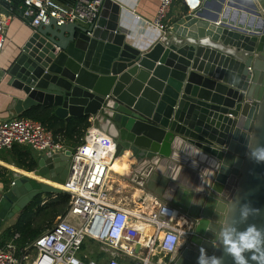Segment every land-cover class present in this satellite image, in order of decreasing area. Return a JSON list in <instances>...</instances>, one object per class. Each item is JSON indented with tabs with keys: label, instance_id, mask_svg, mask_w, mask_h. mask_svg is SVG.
<instances>
[{
	"label": "water",
	"instance_id": "obj_1",
	"mask_svg": "<svg viewBox=\"0 0 264 264\" xmlns=\"http://www.w3.org/2000/svg\"><path fill=\"white\" fill-rule=\"evenodd\" d=\"M245 1L220 0L210 11L214 0H203L143 52L120 33L119 4L103 0L88 26L51 19L33 28L8 69L26 95L16 99L18 113L44 103L67 120L95 116L117 147L115 160L128 150V167L137 155L146 159L156 170L147 188L198 218L172 264H196L201 248L232 264L212 242L237 222L239 204L259 209L250 222L264 228V163L248 157L249 143L264 145V0ZM71 153L43 154L33 174L64 184ZM13 177L0 199V223L37 195L62 190Z\"/></svg>",
	"mask_w": 264,
	"mask_h": 264
},
{
	"label": "built area",
	"instance_id": "obj_2",
	"mask_svg": "<svg viewBox=\"0 0 264 264\" xmlns=\"http://www.w3.org/2000/svg\"><path fill=\"white\" fill-rule=\"evenodd\" d=\"M158 1L153 24L166 33L169 13L178 0ZM6 2V8L13 12L10 0ZM102 2L76 0L64 4L59 0H24L19 9L33 28L51 19L58 25L72 22L90 25L98 20ZM182 2L189 14L203 5V0ZM5 30L6 19L0 13V57ZM14 144L53 154L72 151L69 175L62 184L70 202L63 217L58 216L56 222L25 245H17L15 241L20 234L16 233L0 248V264H153L158 254L171 257L169 264H172L174 256L195 232L198 218L189 217V226L183 225L180 220L186 215L182 210L155 196H143L148 209L115 198L109 175L117 147L97 124L89 126L83 142L72 149L56 140L40 121L23 116L0 119V149ZM94 243L105 254L100 259L89 253Z\"/></svg>",
	"mask_w": 264,
	"mask_h": 264
},
{
	"label": "crops",
	"instance_id": "obj_3",
	"mask_svg": "<svg viewBox=\"0 0 264 264\" xmlns=\"http://www.w3.org/2000/svg\"><path fill=\"white\" fill-rule=\"evenodd\" d=\"M120 6L118 29L120 33L125 36V41L132 47L139 49L143 52L150 50L160 39L165 35L161 32L154 24L153 21L156 17L159 1L158 0H114ZM220 0H214L213 7L209 10L213 11ZM236 3L241 6H247L245 0H236ZM20 6V5H19ZM1 14L6 19V30H5V43L3 46V51L0 57V119L12 118L17 116H23L27 112H34L37 108L49 107L56 111V106L52 104L36 103L30 105L28 108L21 112H17L15 106L17 105V98L26 97V95L19 89L13 86L11 83V77L8 74V69L19 53L20 47L25 43L29 35L33 32V27L30 25L29 21L23 18L20 9L9 11L6 6L1 5ZM101 11V9H100ZM185 14H189L182 0L176 1L171 8L169 17L167 20V25L169 31L173 25ZM100 16V15H99ZM238 17V14H236ZM82 26H88L83 22H78ZM256 23V20L254 21ZM167 33V32H166ZM56 113V112H55ZM91 125H100V122L95 118V116L89 115ZM26 148L32 151L33 155L36 157L37 162L39 157L45 152H38L31 148L29 145H24ZM132 151L128 150L126 157L131 155ZM142 158V157H141ZM138 155L132 160L133 167L122 168L121 172H115L114 175L111 171L109 175V183L113 188V195L115 198L121 193L123 198L122 201L127 200V198H143L146 194L155 196L162 200L156 195L154 191L147 188V184L150 181L152 171L151 166H144L146 161L142 160ZM2 163V164H1ZM12 166V167H10ZM152 169V168H151ZM163 169H167L166 166ZM151 171V172H150ZM156 170L153 171V173ZM167 171V170H166ZM23 172V173H22ZM14 173H19L23 176L36 178L32 171H27L17 165V156L12 154L11 148L0 149V199L2 195L12 187L14 182ZM179 175L180 172L178 168L173 169V174ZM149 174V175H148ZM113 175L116 177L114 178ZM117 175H119L117 177ZM39 177V176H38ZM125 178H128L124 181ZM160 179V177H159ZM38 181H42L37 179ZM51 181V180H50ZM55 182V181H53ZM154 187L158 188L160 186V181H154ZM182 187L181 183H176V186ZM127 192L123 194V191ZM173 190V189H172ZM176 189H174L175 191ZM117 194V195H116ZM127 197V198H126ZM164 201V200H162ZM126 202V201H125ZM135 202V201H132ZM166 202V201H165ZM128 203V202H127ZM135 206H145L140 204ZM95 245V244H94Z\"/></svg>",
	"mask_w": 264,
	"mask_h": 264
},
{
	"label": "trees",
	"instance_id": "obj_4",
	"mask_svg": "<svg viewBox=\"0 0 264 264\" xmlns=\"http://www.w3.org/2000/svg\"><path fill=\"white\" fill-rule=\"evenodd\" d=\"M64 4H72L76 0H59ZM24 0H10L14 10L19 9ZM1 5H7L6 0H0ZM24 117L40 121L50 129L56 140L63 142L69 148L75 149L84 139L86 129L91 126L89 115L73 116L66 119L58 116L55 111L49 107L37 108L36 111L27 112ZM12 154L17 156V165L27 171H34L37 166V159L32 151L21 144H14ZM51 194V193H47ZM56 197L41 205V195H37L26 205L19 213L17 220L6 229L4 239L0 240V248L4 247L16 233L20 237L15 241L17 245L23 246L33 240L47 227L43 226L45 219L52 221L55 217L64 215L68 209L70 195L66 191L55 192ZM52 225V224H51ZM50 225V226H51ZM49 228V227H48ZM105 254L103 252L93 253L92 257L100 259Z\"/></svg>",
	"mask_w": 264,
	"mask_h": 264
},
{
	"label": "clouds",
	"instance_id": "obj_5",
	"mask_svg": "<svg viewBox=\"0 0 264 264\" xmlns=\"http://www.w3.org/2000/svg\"><path fill=\"white\" fill-rule=\"evenodd\" d=\"M248 157L254 163H264V145L249 143ZM239 208L237 222L223 225L220 232L214 234L213 247L230 256L232 264H250V260L264 264V228L250 222V218L259 214V209L248 203L239 204ZM196 264H224V260L223 256H209L206 249L201 248Z\"/></svg>",
	"mask_w": 264,
	"mask_h": 264
},
{
	"label": "rangeland",
	"instance_id": "obj_6",
	"mask_svg": "<svg viewBox=\"0 0 264 264\" xmlns=\"http://www.w3.org/2000/svg\"><path fill=\"white\" fill-rule=\"evenodd\" d=\"M114 175L116 174L115 171L112 172ZM113 175L114 178H116ZM119 175H117L118 177ZM128 178H125L124 181H126ZM123 191V194H125L127 191L126 190H121ZM117 195V194H116ZM56 197L55 193L51 192V194H41V198H42V202L41 205H43L45 202L50 201L52 199H54ZM118 200H122L121 198H123L122 194L120 193L119 196L117 195L116 197ZM127 198V197H126ZM126 202H128L129 204H133V205H140L143 204L144 200L143 198H137V199H133V198H127V200H125ZM135 201V202H132ZM20 211L15 214L12 218H8L6 217L1 223H0V240L4 239V233L6 232V229L9 228L10 226H12V224H14V222L17 220L18 215H19ZM63 217V215H62ZM56 220H58V217H55L52 221H50V219H45L43 226H45V228L50 227L51 224H53L54 222H56ZM183 222V220H181V223ZM189 226V224H188ZM95 244V243H94ZM101 251V246L99 244H95L89 247V253L93 252V253H97ZM171 260V257H167L164 254H158L153 258V264H169V261Z\"/></svg>",
	"mask_w": 264,
	"mask_h": 264
},
{
	"label": "bare ground",
	"instance_id": "obj_7",
	"mask_svg": "<svg viewBox=\"0 0 264 264\" xmlns=\"http://www.w3.org/2000/svg\"><path fill=\"white\" fill-rule=\"evenodd\" d=\"M127 159L128 158L126 157V155L124 156V158L121 161L120 160H117V159L116 160L114 159V161L112 163V166H111V169L113 171H115V172H121L123 167L125 169L128 168V166L125 163ZM10 167H12V166H10ZM37 179H40V180L44 181L45 183H48V184H50L52 186L59 187V188H62L63 189V185L60 184V183L53 182V181H50V180H47V179H44V178L38 177V176H37ZM180 222H181V220H180Z\"/></svg>",
	"mask_w": 264,
	"mask_h": 264
},
{
	"label": "flooded vegetation",
	"instance_id": "obj_8",
	"mask_svg": "<svg viewBox=\"0 0 264 264\" xmlns=\"http://www.w3.org/2000/svg\"><path fill=\"white\" fill-rule=\"evenodd\" d=\"M182 212H183V211H182ZM183 213H184L187 217L185 216L184 218H183V217L181 218V220H183L182 224L185 225V226H187L188 223H189L188 218H189V217H193V216H189V215H187V213H185V212H183Z\"/></svg>",
	"mask_w": 264,
	"mask_h": 264
}]
</instances>
